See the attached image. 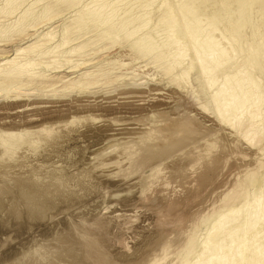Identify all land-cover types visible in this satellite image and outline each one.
Returning a JSON list of instances; mask_svg holds the SVG:
<instances>
[{"label": "bare ground", "instance_id": "bare-ground-1", "mask_svg": "<svg viewBox=\"0 0 264 264\" xmlns=\"http://www.w3.org/2000/svg\"><path fill=\"white\" fill-rule=\"evenodd\" d=\"M24 1L5 0L0 19L13 17ZM45 1L0 22V173L7 175L5 164L18 154H48L59 140L74 136L91 145L93 157L84 173L92 172L115 193L125 192L122 200L113 198L132 206L118 210L106 203L109 219H141L143 207L156 200L160 211L181 210L174 219L162 220L160 229H174L179 219L194 222L187 233L178 231L182 226L172 232L181 238L165 240L177 243L172 249L164 243L155 264H183L181 258L195 248L199 229L207 225L203 246L195 248L201 251L193 253L199 257L184 264H264V35L248 31L246 12L257 0ZM78 4L70 22L44 33L60 18L61 6ZM258 16L261 34L264 0ZM90 33L94 37L76 42ZM204 34L210 39L198 42ZM146 57L153 58L165 79L142 81L139 72L146 65L135 62ZM192 71L207 79L208 104L199 103L191 89ZM238 167L244 170L237 172ZM223 176L228 180L223 182ZM60 179L44 180V185L33 173L17 184L31 203L29 190L41 187L45 195L60 188ZM210 180L222 187L214 194L217 202L189 212L202 187L212 186ZM256 189L263 194L260 200L250 199ZM41 257L36 248L16 264L26 259L34 264Z\"/></svg>", "mask_w": 264, "mask_h": 264}, {"label": "rangeland", "instance_id": "rangeland-1", "mask_svg": "<svg viewBox=\"0 0 264 264\" xmlns=\"http://www.w3.org/2000/svg\"><path fill=\"white\" fill-rule=\"evenodd\" d=\"M4 1L5 0H0V8L3 7L2 5ZM37 1L38 0L24 1L23 5L19 7L20 9H18L17 13L13 15L14 18L11 16L9 17V19H6V20L10 22L11 20L19 17L21 13H23L22 11L27 10V8L29 9L31 6H34L35 8V6L37 7L42 4V3L35 4L37 3ZM83 1H82L83 4H86L87 2H89V0H83ZM261 1L262 0H257L255 3L249 5L248 8L246 9V12L250 16L248 31L251 32V30H253L256 34L261 35L262 37L264 35L263 33L264 30L263 32L261 31L262 32L261 34H259L257 30V25L259 23L258 21H260V18L258 16V6L260 5ZM45 2H48V1L46 0ZM82 2H80L81 5H83ZM158 2H155V4L158 5ZM172 3L173 5H176L178 4V0H173ZM80 4H78V6L74 8H67L65 5L63 6L60 5L61 9L60 7H58L61 10V14H59V16L61 15L60 18L53 21V24L54 23L55 24L51 25L52 27L50 29L47 30L48 28L47 26L46 28H44L45 31L44 29L41 31H44L45 33V32H48L49 30H52L53 28H54L53 30H55L64 21L70 22V20H72L71 17H73L74 14H76L78 9L81 7ZM155 4L153 8L157 6V5L155 6ZM231 8L232 9L234 8L233 4L231 5ZM146 10H151V7L150 9L147 8ZM2 19L3 18L0 19L1 20L0 22L6 21L5 19H3L4 21ZM8 21L6 22L8 23ZM56 31L58 32L59 29L57 28L55 32ZM94 34L95 33H90L88 35L85 34L83 35L81 39H79L76 42L85 41L86 39L90 37H94L93 36ZM208 39H210V36H208L207 34H204L203 36L198 37V42H202ZM256 39L257 40L260 39V36L259 38H256ZM124 46L126 47V45ZM125 47L123 50L125 49L128 50V48L127 47L125 48ZM93 48H95V46H93ZM238 49H240V47H238ZM190 59L191 57H188V61ZM153 62H154L153 58L151 59L150 57L141 58L135 62L136 64V65L134 64L135 66L144 67L146 65V67L142 69V71L144 72H139L140 74L141 73L144 74L143 76L146 79L142 81H145V82L147 81L149 83H157L158 81H161L163 78L164 79L166 78L163 75L164 72L161 70V68L158 67V65ZM127 80H129V78H127ZM142 81H140V83ZM206 81L207 79L205 80V77L203 75H199L197 74V72L195 73L194 71H192V76L190 77V81H189L191 84V89L193 90L195 96H197L199 103H203V104L204 103L208 104L209 99L212 96L211 95L212 90L209 88V86H206V83H207ZM102 90H103L102 93H104V91L105 93L112 91L111 88L109 90H104V89ZM184 95L189 96L187 92H184ZM188 98L191 99V96H189ZM74 138L77 139L76 137L73 136V137H70V139L59 140V142L60 141L61 142L60 143L58 142L56 144L55 146L56 148L54 150L55 152L52 151L48 154H43V155L41 154L35 155L32 152H29L25 154L26 158L22 157L23 155L22 153H20V155L18 154L16 158L13 160L14 162L13 161L5 162V163L7 162L9 163L5 165L9 166L10 168H5V171H7V175L3 176V173H0V183H1L0 184V264H16L22 259L23 256L29 254L30 252H33L34 250H36V248L38 250V255L40 256L41 254L42 257L40 259L41 261L39 260V262L37 261V263L35 262L34 264H43V263L44 264H103L104 260H106L108 264H150V263L155 264L154 260H156L157 256L160 255L161 253L160 249H162V246L164 248L166 244L165 242L167 240H174V239L178 240L175 238L176 235H178V233H176L175 235L172 232L174 230H177L179 226L180 227L182 226L181 228L178 229V231L181 230L180 233L184 234L187 230L189 231L191 229V226L193 225L194 222L192 221L191 223L190 221L189 224L190 223L191 224L189 225L187 224L188 222L186 223L184 222L187 220L183 219L184 220L183 221L182 219L181 220L179 219L180 222L177 221L178 223V225H176L177 227H175L174 229L170 228V230H168L171 234H169V232L166 231L165 229H163L164 232H162L161 234V231H163L162 229L159 228L161 226L160 224L162 223L161 221L166 220L164 222H168L170 218L167 216H170V215H172L170 217L174 219V217L180 214L181 210L179 209V207L173 206L171 208L169 206L170 208L169 210L168 208H166V212L164 210L160 211L162 209L160 208V206H158L155 203L156 200H154L152 203L149 202L148 206L143 207L144 209L142 208L144 211V215H142L143 217L141 216V219L140 218L134 219L133 221L135 222L133 221L131 222V220H119L118 221L115 219H109L111 215L109 214L110 210H106L107 205L110 206L113 204L111 207L112 208L116 207V209L118 210H122V208L124 210L126 209L129 210L132 206L129 207L125 205L126 203L125 204L123 202L121 203L119 200L115 201L116 198H113L116 195H119L120 197L119 199L122 200V195L125 194V192L119 191L115 193V190H116L115 187L105 184L99 179L93 177L94 174L92 172L84 173L85 168L88 166L86 164L90 163L89 160L93 157L91 155V150H90L91 145L89 143H82L80 141L77 142ZM80 150L82 153L80 152ZM247 166L248 165H246L243 168L245 169ZM240 168L242 167H238L239 171L237 172H242L240 170H244L243 168L242 169ZM33 173L38 175L40 184H44V182L45 184H49L50 179L54 178L55 176H59L61 178L60 179L61 186H59L60 188L59 189L52 188V190L49 189L48 192L46 190L45 191L47 192V194L45 193L46 196L44 195L43 189L41 187L34 191L29 190L28 191V193L30 192L29 200L31 203H28V201L25 200L26 199L25 194L23 195L24 191L23 189L19 187V185L17 184V181L27 180L29 177L32 176ZM2 176L4 179H1ZM223 177L226 178V179L222 178L223 182L224 180L225 181L228 180L227 179L228 175L227 177L226 176H223ZM44 180H47V181L49 180V181L47 182ZM211 182L212 181L210 180V183ZM223 182H219L221 183L219 185H222ZM175 184L177 183L171 182L172 186L170 187L173 188L174 186L175 188ZM211 185L212 186L214 185V186L213 187L207 186V188L203 186L202 191L203 192L205 191V192L204 193L202 192L200 194V196H202L203 198L206 197L207 201H206V198L202 200L203 199L202 197L200 198L198 197L199 199L196 200L195 204L193 203L194 205L192 204L190 205L189 212L193 213L199 210L201 208L200 205L201 204L203 205V203L205 202L206 203L204 205H206L207 202L208 204L205 207L201 205L202 209L207 208L208 206L213 204L215 201L217 202L218 197H215V196H218L217 194L221 192L220 190L222 187L217 186L218 184L215 185L213 183H211ZM217 187H219V190ZM211 188H213L214 191H212L213 189ZM207 189L209 190L207 191ZM56 190L57 191L59 190V191L57 192ZM206 192H209L211 195H209V193H206ZM255 192L257 193L258 196L255 194ZM252 193L254 194L255 197L251 195L250 199H254V198L258 199L261 194V191L256 189L255 191L253 190ZM262 195L263 194H261V196ZM261 196L258 200L262 198ZM23 203L24 205H22ZM106 203H109V204L106 205ZM176 205H178V203ZM173 208L175 210H173ZM176 210L178 213L176 212ZM104 219H108V220L103 221ZM115 221H117L118 223ZM182 221L184 222V224H182ZM185 224L186 226H184ZM185 227L186 229L184 230L183 228ZM209 227L210 226L207 225L199 229L198 234L199 233L201 234H199L200 236L197 234L198 237H197L196 242L198 243L195 244V248H197L198 246L200 247L203 246V245L201 246V244L206 238V235H205L206 232L204 230L208 229L209 231L210 229ZM98 228H100V230ZM87 229H88V232H87ZM165 232H167L169 236ZM166 235L168 236V239H166ZM178 236L179 238H181L180 235ZM200 238H201V241H200ZM176 243L177 242L173 243L174 246L176 245ZM148 246H150L149 247L150 249L148 248ZM158 246L159 247L161 246V248H159ZM166 246L168 247L172 246L171 249L174 247L172 244L171 245L166 244ZM200 247L198 249L194 248L191 251V253L186 255L187 258L182 257L181 262H183L184 264L185 262L189 263L190 261L193 262L197 260V258L195 259L196 255L194 254L201 251ZM194 250H195V253H194ZM177 252L179 251L177 250L175 253ZM190 254L192 255V257ZM154 255L156 257L155 259H154ZM196 257H199V254H197ZM42 259H45V260H42ZM28 261L29 260L26 259L24 260V262L22 261L21 264H29Z\"/></svg>", "mask_w": 264, "mask_h": 264}]
</instances>
